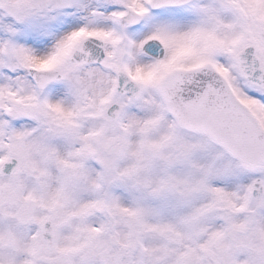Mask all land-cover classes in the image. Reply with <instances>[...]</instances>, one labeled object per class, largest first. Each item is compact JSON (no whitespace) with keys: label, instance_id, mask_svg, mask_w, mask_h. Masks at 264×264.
Here are the masks:
<instances>
[{"label":"snow or ice","instance_id":"1","mask_svg":"<svg viewBox=\"0 0 264 264\" xmlns=\"http://www.w3.org/2000/svg\"><path fill=\"white\" fill-rule=\"evenodd\" d=\"M0 264H264V0H0Z\"/></svg>","mask_w":264,"mask_h":264}]
</instances>
